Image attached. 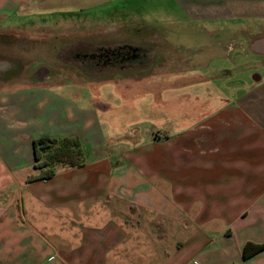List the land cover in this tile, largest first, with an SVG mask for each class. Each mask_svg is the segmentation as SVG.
<instances>
[{
	"label": "crops",
	"instance_id": "1",
	"mask_svg": "<svg viewBox=\"0 0 264 264\" xmlns=\"http://www.w3.org/2000/svg\"><path fill=\"white\" fill-rule=\"evenodd\" d=\"M31 1L51 3L0 0V17ZM179 2L193 21L222 23L202 33L223 39L192 58L181 125L172 110L138 117L134 137L115 141L100 116L107 99L85 83H56L70 94L47 79L0 88V264H264V249L254 252L264 244V77L249 86L240 78L230 98L200 94L212 81L201 71L222 51L228 81L242 75L244 54L264 58V0ZM130 55L142 67L150 54ZM70 136L84 164L27 183L37 173L33 141ZM246 243L253 254L244 259Z\"/></svg>",
	"mask_w": 264,
	"mask_h": 264
},
{
	"label": "rangeland",
	"instance_id": "2",
	"mask_svg": "<svg viewBox=\"0 0 264 264\" xmlns=\"http://www.w3.org/2000/svg\"><path fill=\"white\" fill-rule=\"evenodd\" d=\"M50 2L38 8L31 1L26 12L1 15L0 88L47 79L60 93L70 94L72 88L56 83H85L82 91L96 96L100 102L107 99L101 103L109 106L108 112H100V116L103 122L112 120L115 141L128 135L134 137L141 126V122L135 121L138 117L153 120L158 113L172 110L177 113L172 121L181 125L185 120L181 114L188 104L186 97L191 94V81L196 77L192 58L205 47L214 46L213 42L223 40L206 37L202 32L219 29L222 23L191 20L179 0ZM242 24L249 26L247 22ZM254 31L257 33L258 29ZM113 46L122 56L149 53L147 65L139 67L133 56L128 62L134 64L132 67L124 59L115 61L114 66L100 61L98 57L104 59L105 49ZM223 54L224 51L222 59ZM219 56L209 62L211 72L201 71L212 81L201 87L200 94L230 98L241 93L240 78L244 86H249L253 75L264 77V58L249 51L244 54L242 75L228 81L221 76L220 66L230 64ZM219 72L220 78H216ZM221 81H226L222 83L225 86L220 85ZM18 250L21 253L20 246Z\"/></svg>",
	"mask_w": 264,
	"mask_h": 264
},
{
	"label": "trees",
	"instance_id": "3",
	"mask_svg": "<svg viewBox=\"0 0 264 264\" xmlns=\"http://www.w3.org/2000/svg\"><path fill=\"white\" fill-rule=\"evenodd\" d=\"M33 168L37 173L27 176L26 182L48 180L55 174L57 165L74 167L84 164V151L77 137L38 138L33 141ZM246 243L243 258L251 254ZM264 249V244L256 245L254 252Z\"/></svg>",
	"mask_w": 264,
	"mask_h": 264
},
{
	"label": "flooded vegetation",
	"instance_id": "4",
	"mask_svg": "<svg viewBox=\"0 0 264 264\" xmlns=\"http://www.w3.org/2000/svg\"><path fill=\"white\" fill-rule=\"evenodd\" d=\"M116 48L117 47H111L108 50L105 49L104 59H101V55L98 57V59L100 61H103V62L109 64V66H114L115 65V61H118L120 59H124L125 61H127V63L130 62L131 55L129 54V55L122 56L123 54H121V51L119 53H116V50H115ZM102 57H103V55H102Z\"/></svg>",
	"mask_w": 264,
	"mask_h": 264
}]
</instances>
